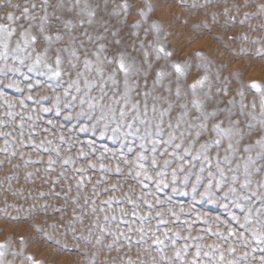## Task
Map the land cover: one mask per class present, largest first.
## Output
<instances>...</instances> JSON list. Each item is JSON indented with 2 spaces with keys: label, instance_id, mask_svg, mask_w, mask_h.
Returning a JSON list of instances; mask_svg holds the SVG:
<instances>
[{
  "label": "rangeland",
  "instance_id": "rangeland-1",
  "mask_svg": "<svg viewBox=\"0 0 264 264\" xmlns=\"http://www.w3.org/2000/svg\"><path fill=\"white\" fill-rule=\"evenodd\" d=\"M0 25V264H264V0H0Z\"/></svg>",
  "mask_w": 264,
  "mask_h": 264
},
{
  "label": "snow or ice",
  "instance_id": "snow-or-ice-1",
  "mask_svg": "<svg viewBox=\"0 0 264 264\" xmlns=\"http://www.w3.org/2000/svg\"><path fill=\"white\" fill-rule=\"evenodd\" d=\"M123 7H124L125 9H127V8L129 7V5H128L127 3H125V4L123 5ZM27 11H28V9L25 8V9H24V12L27 13ZM138 11H139V15H140V16H144V15H145L143 9H140V10H138ZM89 15H91V13H89ZM8 19H9V20L14 19V17L12 16L11 13L8 14ZM16 19H19V17H16ZM155 27H156V25L153 24V28H155ZM5 29H6V26H5V25H0V31H4ZM41 31H43V28H41ZM10 34H11V33H9V35H10ZM26 35H27L26 32H22V33H21V37H25ZM45 39H46V40H49V39H51V37H49V36H45ZM57 39H59L58 36H57ZM31 40L34 42V41L36 40V37H35V36H32V37H31ZM27 43H28V41L25 40V44H27ZM99 47H100V48H103V45H100ZM19 48H20V45H19V43H18V44H17V49H19ZM159 51L163 52L164 50H163V48H160ZM164 54H165L166 56L171 55V53H167V52L164 53ZM145 55H147V54H145ZM197 55H199V53H197ZM39 62H40V57H39V55H38V56H37L36 63H39ZM55 62H56L57 68H56V70L52 71V76H54V77H59V76L61 75V71H60V69H59V65H60V56H59V55L56 56V61H55ZM88 63H89V61L85 60V64L87 65ZM118 65H119V68H120L121 71H123V72H125V73L128 72V68L125 66L124 61H123V58H121V59L118 61ZM29 67H30V70H31V66H29ZM46 67L51 68V65H46ZM174 67H175V69H176L177 72H180V71H181V66H180L179 64L174 65ZM98 71H100V69H98ZM161 75H163V73L157 72V77H160ZM202 82H203L202 79H201V80H197L196 83H194L191 87L195 88V87H196V84H200V83H202ZM126 83H127V82H126ZM37 84H39V81H37ZM32 86H33V85L30 84V85H29V88H31ZM252 87H253V88H256L258 91L260 90V89H259V85L255 84V83L252 84ZM177 94H179V92H177ZM65 95H67V90L65 91ZM28 98H29V99H32V97H28ZM42 99H44V97H42ZM56 99H57V102H58V101H59V97H57ZM73 99H75V98H73ZM81 103H83V100H81ZM194 103H195V101H194ZM65 107H66V108H70V107H71V102H69V104L65 105ZM261 110L264 111V97H262V99H261ZM41 111H42V112H49L50 109H49V108H42ZM59 111H60V110L57 109V112H58V113H59ZM77 115H78V116H83V115H84V112L81 111V112L77 113ZM123 115H124V113H123V111H121V116H123ZM65 119H71V116L68 115V116L65 117ZM49 123H51V121H49ZM129 127H131V125H129ZM201 127H203V125H201ZM214 128H215V129H219V125H218V124H217V125H214ZM85 130H86L85 127H84V126H81L80 131L83 132V131H85ZM117 130H118V129H113V132H116ZM103 134H104V133H101V135H103ZM197 135H199V133H197ZM61 139H63V137H61ZM261 142H262V141H259V140L257 141V143H261ZM153 143H155V141H154ZM215 143H216V144H219V141L217 140V141H215ZM141 147L143 148V145H141ZM176 147L179 148L180 145H176ZM204 147H205V145H201V148H204ZM229 147H231V145H229ZM131 150H132V149L129 148V151H131ZM246 150H247V149H246ZM155 151H156V149L153 148V152H155ZM187 151H188V150L185 149V152H187ZM80 155H81V156H84V155H85V153L83 152V150H81ZM145 159H146V157L143 155L142 152H141V153H137L136 161L139 162V161H143V160H145ZM194 159H195V157H194ZM70 162H71V159H70V158L65 159V160L63 161V163H65V164L70 163ZM49 163H51V161H49ZM169 163H170V161H168V160H165V161H164V165H165V166H167ZM90 166H91V167H95L94 164H91ZM152 166H153V167H156V166H157V160H156L155 157L152 158ZM103 167H104V165H101V168H103ZM139 167H140V168H143L144 165H143V164H140ZM79 170H80V171H83V169H79ZM179 170H183V165H180ZM119 171H120V169H119V167H117V168H116V172H119ZM176 171H177V169H174L173 172H172V175H173V181H175ZM201 171H203V169H201ZM163 174H164V173H163V170H162L161 172H158V173H157V177H160V176H162ZM29 175H30V174H29ZM137 175H140V173L138 172ZM144 175L147 176V173L145 172ZM209 175H211V173H210ZM221 177H223V170H221ZM148 178L151 179L150 176H149ZM232 179H233V181H235L236 177L233 176ZM186 180H187V177H185V182H186ZM197 180H199V176H197ZM162 183H163L162 180H158V181H157V186H158V188H159V185L162 184ZM166 186H167V185H165V187H166ZM246 186H247V184L242 185V187H246ZM211 187H212V181L210 180L209 183L205 186V191L201 192L200 195H201V197H208L210 202L215 203V200L212 199V197H213L215 194H214L213 192L210 191ZM215 187H216L217 189H219V188L221 187V181H220V180H217V181H216ZM175 191H176V189L174 188V189H173V192H175ZM192 191H193V192L196 191V185H195V184H193ZM235 191H236V189L230 186L229 189L227 190V192H225V196H227L228 192H232V193H234ZM41 195H43V193H41ZM244 199H247V197H244ZM159 202H160V201L158 200L157 203H159ZM145 203H148V202L145 201ZM149 206H150V205H149ZM223 206H224V207H227V205H223ZM236 206H237V207H241V205H239V204H237ZM181 211H183V209H181ZM256 211H257L258 213L264 212V207H262V208H257ZM159 215H160V213H157V216H159ZM173 215H175V213H173ZM105 219H107V217H105ZM233 219H236V217L233 216ZM249 219H250V213L245 215V221H248ZM161 222H163V221H161ZM232 231H233L232 229H229V235L232 234ZM254 234H255V233H254ZM177 235H178V233H177ZM242 236H243V234L241 233V237H242ZM256 238H257V239H262V238H264V233H261L260 235H257ZM154 243H155V244H162L163 242H162L161 240L157 239V240L154 241ZM2 247H3V245H0V248H2ZM214 247H218V246H214ZM229 251H234V249H231V248H230ZM0 255H2V253H0ZM197 255H199V251L197 252ZM176 256H177L178 258L180 257V250H177V252H176ZM221 258H222V257H221ZM29 259H31V257H29ZM35 264H39V262H35Z\"/></svg>",
  "mask_w": 264,
  "mask_h": 264
}]
</instances>
